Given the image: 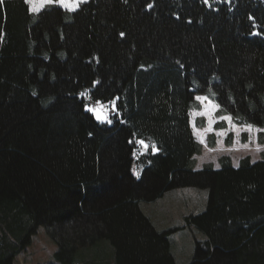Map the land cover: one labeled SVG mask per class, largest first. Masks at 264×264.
Here are the masks:
<instances>
[{
	"label": "trees",
	"instance_id": "obj_1",
	"mask_svg": "<svg viewBox=\"0 0 264 264\" xmlns=\"http://www.w3.org/2000/svg\"><path fill=\"white\" fill-rule=\"evenodd\" d=\"M196 96L219 106L216 129L228 128L225 116L264 129V0H88L38 13L5 0L0 264H20L41 226L58 248L40 264H79L80 252L81 264H178L179 227L158 229L140 204L186 186L209 189L205 209L185 216L205 234L189 264H264V148L256 161L247 153L236 166L222 154L219 168L196 169Z\"/></svg>",
	"mask_w": 264,
	"mask_h": 264
},
{
	"label": "rangeland",
	"instance_id": "obj_2",
	"mask_svg": "<svg viewBox=\"0 0 264 264\" xmlns=\"http://www.w3.org/2000/svg\"><path fill=\"white\" fill-rule=\"evenodd\" d=\"M87 1L88 0H82V2L79 3L78 8L80 7L81 3ZM69 3H72V0H69ZM55 4H58L70 11H75L71 10V8L69 7L63 6L62 4ZM47 5L48 4H44L43 6H40V4L37 3V7H40V10ZM31 7L32 5H30V8ZM78 8H76V10ZM204 102L206 103L203 106L204 108L202 110H194L191 118L194 127L193 132L195 133L197 139L202 142L206 149L205 153L199 155L201 163L213 161L215 162V164H217L216 166H218V158L220 154L226 152H231L230 154L232 155L236 153L238 160L239 157L246 155L248 152L253 155H258V153L262 149V145L257 144V136L251 137L252 139L249 138V141H247V143H240V140H236V144L232 148L226 149L225 143H223L224 137L227 133L226 130L218 131L219 133L217 138V148H208V134L212 132L214 123L217 119H215V107H213L215 103L212 101H208V99ZM100 105L101 106H98L95 109L96 111L92 112L95 113L96 117V113H99L101 117L99 119L104 120L108 115V111L103 108V106L105 107V105ZM93 106V104H89L88 108L93 109ZM203 115L208 116V118L206 116L208 124L204 128L196 126L195 120L198 118V116ZM106 119H109V117H107ZM229 122H231V120ZM236 129L235 131L239 135V131ZM144 145H142V147H144ZM257 149H259V151ZM234 157L236 156L234 155ZM235 160L238 162L237 159ZM140 170L141 168H137L136 170H134L136 175L138 174L137 176L140 175ZM208 191L209 189L207 188H198L193 186L178 187L167 191L162 197L151 201H142L140 204V207L143 209L146 215H149V219L152 220V222L158 229L179 227L178 229H176V231L171 234L170 237L171 249L173 253L172 255H175L178 264H189L194 255L193 253H195V241L205 239L204 232L199 229L196 225L187 226L185 216L200 213L205 209L209 199ZM98 246H102L105 258L104 260L112 261V259L114 258V248L112 247V245L108 241H103ZM57 248L58 247L56 241L51 236H49V233L47 232L46 228L41 226L38 229L37 233L33 235V241L31 245L27 247L26 252H23L18 256V261L20 262V264H40L55 262L54 258ZM89 254L93 255L98 261L102 262V258L97 255L96 249H91V251H89ZM78 259H80L79 264H81V262H84L85 252H80Z\"/></svg>",
	"mask_w": 264,
	"mask_h": 264
},
{
	"label": "crops",
	"instance_id": "obj_3",
	"mask_svg": "<svg viewBox=\"0 0 264 264\" xmlns=\"http://www.w3.org/2000/svg\"><path fill=\"white\" fill-rule=\"evenodd\" d=\"M208 101H211V100H209L208 99ZM206 103L204 102L203 103V105H205ZM215 109H216V107H215ZM204 116V115H203ZM207 116V115H206ZM205 116V117H206ZM199 117V116H198ZM225 117H227V116H225ZM207 118H208V116H207ZM206 119V118H205ZM217 119V118H216ZM218 121V119L216 120V122ZM216 122L214 123V126H213V130H212V132H210L209 134H208V142H209V139H210V137H211V134L212 133H215L216 134V144L214 145V146H211L210 144H208V142H207V144H208V148H212V149H214V148H217V146H218V141H217V138H218V131H220V130H226L227 131V133H226V135H225V137H224V142L223 143H225V146H226V149H229V148H232L236 143V140H240V143H245V142H243V135H242V132H244V131H247L248 133H249V138H251V137H255V136H257L256 138H257V140H256V142H257V144L258 145H262L261 143H259L258 142V130L259 129H252L251 128V130H248V127H245V126H237V125H235L234 123H232V122H229L228 120H227V122H228V128H226V129H216L215 128V124H216ZM192 124H193V121H192ZM207 119H206V125H205V127L207 126ZM237 128V129H236ZM235 129L236 130H238L239 131V135L236 133V131H235ZM228 131H233L234 132V134H235V136H234V139H233V141H232V143H231V145H229V143H226L227 142V140H226V138H227V134H228ZM251 134V135H250ZM253 134H255V135H253ZM239 136V137H238ZM239 138V139H238ZM252 139V138H251ZM262 146H264V145H262ZM261 146V148L263 149L264 147H262ZM261 149V150H262ZM261 150H260V152L259 153H261ZM206 152V149H205V147L203 148V153H205ZM202 153V154H203ZM231 153V152H230ZM230 153H222V154H229V155H231L232 156V158H233V161H234V164L236 165V166H238L239 165V162H240V160H241V158L243 157V156H245V155H243V156H241V157H239V160H238V158H237V155H236V153H234V155L236 156V157H234V155H232V154H230ZM258 153V155H253V154H251V153H249L248 152V154H251L252 156H253V159L256 161V160H258V159H260V156H261V154H259ZM222 154H220V156H219V158L222 156ZM219 158H218V166H216L217 164H215V162H213V161H207V162H213L214 163V168H219V166H220V163H219ZM235 159H237L238 160V162L235 160ZM207 162H204V163H201V160L199 159V155H198V162H197V166L195 167L196 169H202V167L204 166V164L205 163H207Z\"/></svg>",
	"mask_w": 264,
	"mask_h": 264
},
{
	"label": "snow or ice",
	"instance_id": "obj_4",
	"mask_svg": "<svg viewBox=\"0 0 264 264\" xmlns=\"http://www.w3.org/2000/svg\"><path fill=\"white\" fill-rule=\"evenodd\" d=\"M5 2V0H0V5H3ZM25 3L32 5L31 7V11L32 12H38L40 11V7H37V3L40 4V6H43L44 4H52V3H59L62 4L65 7H69L71 8V10H76V8H78L79 3L82 2V0H72V3H69V0H24ZM205 2H207V0H205ZM149 7H152V5H149ZM121 35H123V33H121ZM83 95V93H82ZM213 95H215V93H213ZM195 99L197 101H200L201 103H203L205 100H207L208 98L205 96H196ZM100 103V102H97ZM110 103H113L114 105V101H111ZM213 107H219L218 105H214ZM91 111H96L95 109H89ZM97 118H101L99 113H97ZM221 119H225V120H231V117H222ZM109 123H111V121H108ZM252 126L249 125L248 126V130H251ZM258 131H264V129H260ZM140 143L143 145L144 142L140 141ZM145 147H147V145H145ZM259 151V149H257ZM255 162V161H253ZM138 175V174H137Z\"/></svg>",
	"mask_w": 264,
	"mask_h": 264
}]
</instances>
